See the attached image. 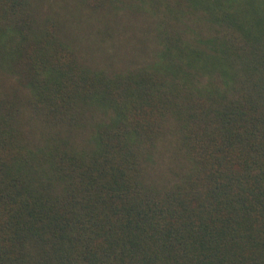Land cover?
Returning a JSON list of instances; mask_svg holds the SVG:
<instances>
[{"label":"trees","instance_id":"obj_1","mask_svg":"<svg viewBox=\"0 0 264 264\" xmlns=\"http://www.w3.org/2000/svg\"><path fill=\"white\" fill-rule=\"evenodd\" d=\"M50 1L0 0V264H264V0Z\"/></svg>","mask_w":264,"mask_h":264},{"label":"rangeland","instance_id":"obj_2","mask_svg":"<svg viewBox=\"0 0 264 264\" xmlns=\"http://www.w3.org/2000/svg\"><path fill=\"white\" fill-rule=\"evenodd\" d=\"M157 2H160L161 3V14H158L157 17L155 19V21H158L160 19V17L163 15V12H165V9L167 10V12L169 13L168 9H167V6L169 7H173V12H172V15L174 14H183L184 11L187 9V6L184 5V4H181L180 6L178 5V1L177 0H146V2H141L140 0V5L142 4L143 6H145L146 8L148 9H152L154 7V5L157 3ZM50 5H53V8L51 12H49L50 15H53L56 17L55 13H58L59 12V9H61V7H59L57 5V3L54 1V0H51L48 4H47V7H49ZM60 6H63L60 2ZM61 15V19L64 20V21H70L69 19H64V18H69V14L68 12H61L60 13ZM195 12H193L192 14H190L188 17H183L182 20L183 22H190L188 20H191L194 18L195 16ZM57 18V17H56ZM96 21L95 20H90V19H85L84 20V23H83V26L84 28L83 29H80L79 31V35L81 37V41L83 42V44L81 46H85V48H89L90 45H88V43H90L92 40L95 42L97 41V39L95 38V34L97 33V31H93L92 28L88 27L87 24L88 23H95ZM110 30H112V28L106 26V25H103L101 28L98 29V32L99 33V39H102L105 40V36L106 34H108L110 32ZM155 31V26H154V30ZM112 33V32H110ZM105 34V35H104ZM114 35H117V36H120V33H112ZM104 35V37H103ZM123 37V36H122ZM111 43H109L108 45H110ZM92 50L95 49L93 47H90ZM112 48V47H111ZM110 48V49H111ZM101 52V51H100ZM111 52V50H110ZM96 55L101 58L102 55L98 52H96ZM95 55V56H96ZM164 55H165V48L162 44L159 45L158 49L155 51V58L152 62L157 63V62H162L164 60ZM103 60V58L101 59ZM120 62H124V60H121L120 59ZM97 64L101 67H110V62H97Z\"/></svg>","mask_w":264,"mask_h":264}]
</instances>
